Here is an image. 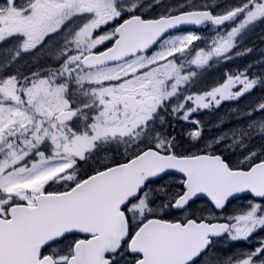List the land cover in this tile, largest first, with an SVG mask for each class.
<instances>
[{
    "label": "flooded vegetation",
    "instance_id": "1",
    "mask_svg": "<svg viewBox=\"0 0 264 264\" xmlns=\"http://www.w3.org/2000/svg\"><path fill=\"white\" fill-rule=\"evenodd\" d=\"M35 1L37 0H0V104L5 107L15 104L12 96L17 94V90L11 81L15 73L49 70L71 74L80 70L93 72L103 68L124 66L142 58L149 59L155 53L147 52L110 66L88 68L83 63L86 56L102 55L108 52L117 39L118 28L129 18L143 15L139 11L129 10L132 6L120 0H105L111 3L114 15L105 14L100 8L104 0L90 4L88 1L87 4L85 0H41L40 3ZM82 5L85 6L82 9L86 13V18H82V28L88 34L90 28V31L96 30L100 35L110 37L99 41L94 48L91 46V51L80 57L74 43L80 33L81 23L78 17H80L79 11ZM205 10L210 11L214 16L233 13L234 17L231 21L235 24L237 37L241 36L249 41H264V0H223L222 2L218 0L206 4ZM213 29L218 31L222 28L208 24L203 28V32L209 34ZM256 32L259 33L258 36H255ZM192 53L196 55L190 54L184 61L177 62V67L182 66L181 74H174L175 70L170 57H164L158 62L126 74L119 81L125 87L111 94L105 101L108 119L103 125L114 130L126 127L141 136L163 126L165 139H156L153 136L141 153L156 150L178 159L209 157L219 159L233 169H245L235 166L236 158H229L222 143L211 150L196 148L202 147L201 140L207 133H214L220 129L218 122L224 115L232 113L233 118L240 120L250 117L254 112L250 105L254 103L256 84L262 83L264 78V52L250 45L247 48L228 49L226 43L220 48H203ZM184 62L186 65H182ZM155 72L160 74L153 77ZM178 77L179 81L176 80ZM161 78L165 80L162 82ZM59 84L66 85L68 82L60 81ZM19 89L22 92L19 91L18 94L23 97L24 89L21 86ZM172 90L174 96L165 99L164 94ZM69 96L70 107L63 108L56 115L60 127L67 128L74 124L80 114L77 105L72 103V96L70 94ZM173 113H177L175 118H169L166 124H160L166 115ZM65 120L71 122H64ZM34 121L37 122V119L34 118L32 122L24 125L23 132L35 128L32 127L35 124ZM193 129L197 133H194ZM91 134L93 131H90ZM185 139L190 140L184 142ZM194 140H196L195 146L190 147ZM180 147H187L189 150L181 151ZM261 162H264V150L260 152L258 159L250 168ZM169 178L175 183L180 180L181 189L178 190L180 192L178 196L182 195L185 179L176 176L165 179ZM251 199L243 197L234 200L224 212H217L211 205L208 208V202L199 199L182 212L173 211L172 218L169 220L183 224L191 221L226 222L231 225L232 233L238 221H246L250 215L261 213L256 212L254 206H261L264 201L253 202ZM244 200L250 201L249 207L238 205ZM200 203H206L205 207H202ZM8 209L9 207L7 213L5 209L3 213H0V218L8 219ZM228 210L231 211V218H223ZM241 212H246L249 216L238 220L237 216ZM139 229L132 232L131 237ZM251 234V238H247L245 245L243 244L246 248H236L240 244V239H235L236 243L228 246L225 244L227 237L213 239L207 252L192 264L263 262L264 245L259 242L256 232ZM256 247L260 249L258 260L254 252ZM125 248L126 246L123 249ZM139 259L142 258L139 257ZM136 260L138 259L135 258Z\"/></svg>",
    "mask_w": 264,
    "mask_h": 264
},
{
    "label": "rangeland",
    "instance_id": "2",
    "mask_svg": "<svg viewBox=\"0 0 264 264\" xmlns=\"http://www.w3.org/2000/svg\"><path fill=\"white\" fill-rule=\"evenodd\" d=\"M85 1L90 4L98 0ZM120 1L131 5L132 8L129 10L139 11L145 17H158L180 13L188 6L191 10H204L206 4L218 0ZM35 2L40 3L41 0ZM103 3V6H100L103 12L114 15L111 3L105 0ZM84 7L82 5L79 11L80 33L74 43L80 57L89 53L91 46L94 48L99 41L110 37L100 35L96 30L90 31V28L88 34L82 28V18H86V13L82 9ZM259 33L256 32L255 36H258ZM226 43L228 49L247 48L250 45L264 52V41H249L241 36L237 37L235 24L232 22L218 31L213 29L209 34L204 31L172 35L162 43L151 58H142L120 67L103 68L93 72L80 70L73 74L59 73L53 70L15 73L11 80L13 87H16L17 90L15 96H12L11 93L15 104L11 107L0 104V213H3L4 209L7 213V208L15 200L31 203L44 191L61 192L70 189L90 172L100 171L128 161L140 154L153 136L156 139H165L163 126L142 136L133 133L126 127L121 130L105 127L103 123L108 119L105 101L111 94H115L125 87L119 81L126 74L158 62L164 57H170L173 62L174 74H181L182 66L177 67L178 61H184L190 54L196 55L192 52L200 51L203 48H220ZM182 65H186L185 62ZM160 72H155L153 77ZM163 80L165 79L161 78L162 82ZM176 80L179 81L180 78L178 77ZM60 81H67L68 84L60 85ZM256 85L254 103L250 105V108L254 109L251 116L237 120L232 117V113L224 115L218 122L220 129L214 133H207L208 137L205 136L201 140L202 147H197V150L202 148L211 150L217 144L222 143L229 158H236L235 166L245 169L251 167L258 159L260 152L264 150V78L262 83ZM20 86L24 89L23 97L18 94L19 91L22 92L19 89ZM69 94L72 96V103L76 104L80 110V114L74 124L65 128L58 125L56 115L63 108L70 107ZM164 96L165 99L172 98L173 90ZM176 116L177 113L166 115L160 124H166L167 119H173ZM34 118L37 119V122L34 121L35 124L32 126L35 128L23 132L24 125L32 122ZM90 131H93V134L90 135ZM188 140L190 139H185L184 142ZM96 142L103 144L96 145ZM195 142L196 140L189 146L194 147ZM95 147H97V152L92 155L91 160L87 164H83L81 168H75L79 158ZM180 150L188 151L189 149L180 147ZM180 183V180L175 183L169 178L157 184H151L142 197L127 209L133 229L140 228L139 230H141L148 219L153 217L171 218L173 203L180 194L178 192L181 189ZM249 202L244 200L238 205L249 207ZM254 209L261 213L249 216L248 213L241 212L237 216L238 220L246 216L249 217L246 221H238L235 224L236 228L225 241L226 246L233 245L236 243L235 239H240V244L236 248H246L244 242L247 238H251V233L254 232L258 234L259 242L264 245V204L255 205ZM231 216V211L228 210L224 213L223 218H231ZM76 241L77 239L69 238L52 247V251L62 264H66L71 256L72 247ZM254 252L258 260L259 247H256ZM134 261L135 259L127 248L117 257L115 264H131ZM256 264H264V261H256Z\"/></svg>",
    "mask_w": 264,
    "mask_h": 264
},
{
    "label": "water",
    "instance_id": "3",
    "mask_svg": "<svg viewBox=\"0 0 264 264\" xmlns=\"http://www.w3.org/2000/svg\"><path fill=\"white\" fill-rule=\"evenodd\" d=\"M231 17L215 19L207 12H193L151 21L134 18L118 29L119 38L110 51L89 55L83 63L88 68L118 63L151 50L173 31L199 28L210 21L222 26ZM211 163L206 158L175 160L150 150L89 177L69 192L41 195L34 207H13L12 220L0 219V264H53L49 259L39 261V254L72 234L92 238L75 246L68 264H110L106 257L117 253L128 236L124 208L139 197L147 183L169 174L187 179L186 193L177 202V210L201 198L218 211L243 195L264 199V164L249 171H232L223 162L215 166ZM228 230L225 224L189 222L182 226L150 220L130 249L133 255L144 257L136 264H190L209 246V237L225 236Z\"/></svg>",
    "mask_w": 264,
    "mask_h": 264
},
{
    "label": "trees",
    "instance_id": "4",
    "mask_svg": "<svg viewBox=\"0 0 264 264\" xmlns=\"http://www.w3.org/2000/svg\"><path fill=\"white\" fill-rule=\"evenodd\" d=\"M201 205H202V207H205V205L204 204H206V203H200ZM208 206V208H209V205H207Z\"/></svg>",
    "mask_w": 264,
    "mask_h": 264
}]
</instances>
